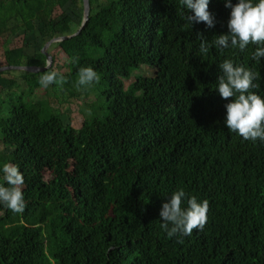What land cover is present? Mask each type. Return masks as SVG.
Returning a JSON list of instances; mask_svg holds the SVG:
<instances>
[{"label":"trees","instance_id":"trees-1","mask_svg":"<svg viewBox=\"0 0 264 264\" xmlns=\"http://www.w3.org/2000/svg\"><path fill=\"white\" fill-rule=\"evenodd\" d=\"M70 4L83 9V0H0L5 67L45 68L44 46L83 23L72 31ZM89 5L80 32L51 45L59 55L47 52L50 68L22 71V84L0 73V162L19 166L26 202L22 214L0 208V264H264V144L227 131L226 101L214 90L218 62L231 58L257 72L264 95V58L250 59L252 45L200 55L198 35L226 32L221 0L208 5L212 28L189 27L179 0ZM18 33L43 45L11 49ZM59 56L64 79L53 88L86 98L105 89V105L79 129L36 96ZM81 65L100 76L86 90L74 87ZM141 67L154 75L134 77ZM177 187L208 201L204 228L180 241L166 237L158 216Z\"/></svg>","mask_w":264,"mask_h":264},{"label":"clouds","instance_id":"clouds-1","mask_svg":"<svg viewBox=\"0 0 264 264\" xmlns=\"http://www.w3.org/2000/svg\"><path fill=\"white\" fill-rule=\"evenodd\" d=\"M228 10L226 32L215 35L210 41L198 35V52L206 55L210 49L217 53L225 50L244 52L249 45L254 46L250 55L253 62L264 58V0H221ZM182 17L187 25L203 22L206 28L214 26L215 17L208 10L210 0H179ZM219 74L214 90L226 102L223 104L222 123L229 133H234L242 141L264 144V95L256 90L257 72L251 67L224 58L217 64ZM57 70L45 71L38 83L47 88L63 81ZM100 79L92 66L81 65L76 70L74 87L89 89ZM24 183L19 166L11 162H0V208L13 214H22L26 202L22 192ZM208 201L198 199L182 187H177L167 195L160 205L159 228L167 238L190 236L195 229L204 228Z\"/></svg>","mask_w":264,"mask_h":264},{"label":"rangeland","instance_id":"rangeland-1","mask_svg":"<svg viewBox=\"0 0 264 264\" xmlns=\"http://www.w3.org/2000/svg\"><path fill=\"white\" fill-rule=\"evenodd\" d=\"M105 1H102L101 4H104ZM66 13L69 14L72 19L75 21L74 24H72V31L75 32L78 30L77 24L79 23V20H83L84 13L83 9L80 7L67 5L66 6ZM6 38L3 37L0 39V68H4L6 66L4 55H3V49H2V43L4 42ZM24 43H28V46L25 47L26 54H32L34 51H37L39 47L42 44L39 38L34 35H27L24 36L22 33H18L15 36L11 38V44L10 48H20L24 46ZM55 53L56 55H59L56 49H54L51 45L47 48V52ZM66 58L59 56L57 61L54 64V69L57 71L62 70V65L65 63ZM63 71V70H62ZM4 77L14 79L18 83L23 82V72L20 70H9L5 71ZM143 76V77H152L154 75V70L148 67H141L140 69H137L134 71L133 76ZM135 81V78H132L130 80H126L124 82L125 87H129L133 82ZM60 86V85H59ZM94 95L90 91L89 98H86L84 94H78L81 93V91H77L76 96L72 97L69 95L68 92L63 91L60 87L53 88L51 85L47 88H43L39 90L36 93L37 98L39 99H47L49 104L54 108L60 110V113L62 115V119L65 124H70L73 128L79 129L82 126V123L84 121V118L89 112H91V109L93 107L96 109L99 107H102L105 105L106 101L104 98L100 97L102 95V92L105 90L102 87L94 88ZM78 97V98H77ZM91 115V113H90ZM4 150V147L0 145V151Z\"/></svg>","mask_w":264,"mask_h":264},{"label":"water","instance_id":"water-1","mask_svg":"<svg viewBox=\"0 0 264 264\" xmlns=\"http://www.w3.org/2000/svg\"><path fill=\"white\" fill-rule=\"evenodd\" d=\"M83 13H84V18H83V23L81 25L80 30L85 26V24L88 22L89 20V15H90V5H89V0H83ZM80 30L71 35V36H67V37H61L58 39H52L50 40L42 49V53L47 57V66L45 68H37V67H4V68H0V73H3L5 71H9V70H20V71H25L28 73H39V72H43L44 70L48 69L51 67L52 64V57L47 53V48L54 44V43H58V42H62L65 41L69 38H72L74 36H76Z\"/></svg>","mask_w":264,"mask_h":264}]
</instances>
